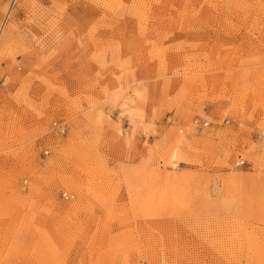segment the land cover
I'll return each mask as SVG.
<instances>
[{
  "label": "rangeland",
  "instance_id": "1",
  "mask_svg": "<svg viewBox=\"0 0 264 264\" xmlns=\"http://www.w3.org/2000/svg\"><path fill=\"white\" fill-rule=\"evenodd\" d=\"M0 264H264V0H0Z\"/></svg>",
  "mask_w": 264,
  "mask_h": 264
},
{
  "label": "built area",
  "instance_id": "2",
  "mask_svg": "<svg viewBox=\"0 0 264 264\" xmlns=\"http://www.w3.org/2000/svg\"><path fill=\"white\" fill-rule=\"evenodd\" d=\"M46 152H47V151H46ZM243 163H244V161L241 160V159H240L239 162H238L239 165H242Z\"/></svg>",
  "mask_w": 264,
  "mask_h": 264
}]
</instances>
